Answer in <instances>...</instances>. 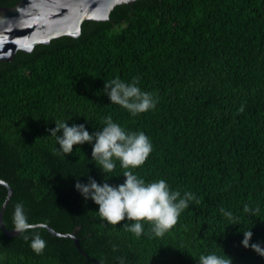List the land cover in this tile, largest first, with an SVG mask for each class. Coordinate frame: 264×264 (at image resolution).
Segmentation results:
<instances>
[{
    "label": "trees",
    "instance_id": "16d2710c",
    "mask_svg": "<svg viewBox=\"0 0 264 264\" xmlns=\"http://www.w3.org/2000/svg\"><path fill=\"white\" fill-rule=\"evenodd\" d=\"M19 1L0 0V9ZM137 77L158 102L132 116L111 104L104 82ZM108 116L150 139L139 178L196 197L162 238L147 224L137 238L123 227L133 222L102 220L75 188L88 178L105 183L93 145L64 156L49 135L55 121L91 134ZM123 171L117 161L107 183H124ZM0 180L12 188L5 227L13 230L17 203L34 226L13 238L0 226V264H198L213 253L264 264L251 248H264V0H138L116 6L109 21L84 22L78 38L1 63ZM7 196L0 184V211ZM245 205L259 211L245 213ZM37 234L46 241L41 255L30 247Z\"/></svg>",
    "mask_w": 264,
    "mask_h": 264
},
{
    "label": "clouds",
    "instance_id": "9594fccd",
    "mask_svg": "<svg viewBox=\"0 0 264 264\" xmlns=\"http://www.w3.org/2000/svg\"><path fill=\"white\" fill-rule=\"evenodd\" d=\"M139 78L131 82L114 78L104 82V94L108 96L111 104L127 110L132 116L146 113L155 108L158 100L150 92L142 91ZM242 110V109H241ZM55 128L50 129V136L55 137L59 146L58 152L64 156L73 152L74 145L92 144V161L98 164L105 174V183L98 184L94 179L88 178L87 184L77 181L76 190L85 200H91L98 205L99 217L107 224L117 226L124 221L125 230L139 238L145 231V224L150 226V232L162 238L177 223L181 213L189 208L190 202L196 200L191 192L171 190L163 179L146 183L139 178L134 170L142 166L153 150L150 139L143 132H127L118 123L113 122L111 116L105 117L104 127L89 133L84 125L68 126V121H55ZM94 142V143H93ZM119 161L124 170V183L111 186L107 183L109 176ZM198 203V201H197ZM259 208L251 209L244 206L245 213L255 215ZM229 221L234 222L232 212L221 209ZM13 230L19 235L31 231L34 226L28 222V217L22 203L14 207ZM242 246L248 248L252 238L251 230L243 233ZM26 240L27 236L24 237ZM31 249L36 255L43 254L46 241L39 234L31 238ZM251 248L260 256H264V248L252 244ZM198 264H232L230 257L216 254L201 255Z\"/></svg>",
    "mask_w": 264,
    "mask_h": 264
},
{
    "label": "water",
    "instance_id": "95a60500",
    "mask_svg": "<svg viewBox=\"0 0 264 264\" xmlns=\"http://www.w3.org/2000/svg\"><path fill=\"white\" fill-rule=\"evenodd\" d=\"M138 0H20L12 7L0 9V64L14 61L17 53H31L37 45H47L60 37L78 38L82 24L87 21L105 22L118 5H132ZM0 211V226L8 238L18 235L3 223L6 207L12 196V188ZM48 228L56 235H62ZM76 245L80 249L79 242Z\"/></svg>",
    "mask_w": 264,
    "mask_h": 264
}]
</instances>
